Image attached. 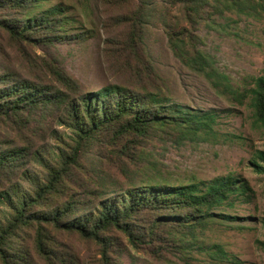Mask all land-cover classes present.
Returning <instances> with one entry per match:
<instances>
[{
	"label": "rangeland",
	"instance_id": "rangeland-1",
	"mask_svg": "<svg viewBox=\"0 0 264 264\" xmlns=\"http://www.w3.org/2000/svg\"><path fill=\"white\" fill-rule=\"evenodd\" d=\"M210 3L194 13L186 0H49L34 12L57 4L65 8L64 15L69 17L65 31L75 38H68L55 49L45 46L44 58L55 56L79 92L98 91L113 84L137 92L155 91L157 87L169 103L215 113L213 127L217 137L211 140L181 144L165 136L137 140L135 151L146 152L140 165L152 172L150 166H156L164 178L175 184L234 176L248 186V197L232 208L215 210L212 222L195 228L175 226L173 222L158 226L154 222L157 213L144 212L134 221L133 229L139 237L144 236L145 242L131 245L123 233L112 230L104 234L110 241L106 257L100 244L93 240L48 229L43 243L50 260L42 258L37 250L36 230L23 228L10 242L14 256L11 264H264V174L249 165L256 151H264V130L253 124L249 106L250 89L255 79L264 74V16L236 12H224L222 16ZM141 5L148 17L143 41L134 49L130 39ZM21 18L19 10L0 8V20L18 23ZM184 27L194 46L213 61L217 74L189 68L173 53L167 31ZM17 41L0 30V74L10 73L19 82L28 79L39 85L51 83L53 78L45 63L35 57L43 55L44 45ZM134 51L152 67L148 66L145 74L138 72L144 62L140 60L136 65ZM226 82L230 88H226ZM109 136L104 133L102 143L107 159L114 155L117 146V141L108 142ZM28 138L30 134L26 135L17 124L0 119V150L22 145ZM132 140L122 138L118 143ZM105 168L121 181L117 166L107 164ZM115 188L114 185L110 189ZM63 191L50 196V210L61 205L71 192L69 188ZM219 213L229 218H221ZM217 250L224 255L220 256ZM0 264H4L1 259Z\"/></svg>",
	"mask_w": 264,
	"mask_h": 264
},
{
	"label": "trees",
	"instance_id": "trees-1",
	"mask_svg": "<svg viewBox=\"0 0 264 264\" xmlns=\"http://www.w3.org/2000/svg\"><path fill=\"white\" fill-rule=\"evenodd\" d=\"M44 1L49 2L0 0V8H14L22 13L18 23L0 20V30L17 42L44 45L43 55L35 57L45 63L53 78L51 83L39 85L28 79L19 82L10 73L0 74V119L13 122L26 135L30 134L24 144L0 150V259L4 264H11L14 256L10 242L23 228L36 230L37 250L42 258L50 260L43 243L48 229L93 240L100 244L106 257L110 241L104 234L112 230L123 233L131 245L145 242L144 236L139 237L133 229L134 221L144 212L157 213L154 222L158 226L173 222L175 226L195 228L212 222L215 210L232 208L248 197V186L234 176L175 184L164 178L156 166H150L152 172L146 165H140L146 152L135 151L137 140L164 136L176 144L211 140L217 137L213 127L215 113L169 103L157 87L155 91L137 92L113 84L98 91L79 92L76 82L55 56L44 58L45 46L55 49L68 38H75L65 31L69 17L64 15L65 8L61 5L34 12ZM211 1L221 15L236 12L264 16V0H186V3L189 10L199 13ZM147 17L141 5L130 39L134 49L143 41ZM37 32L45 33L36 37L33 34ZM167 35L171 50L185 65L203 74H217L213 61L194 46L185 27L167 31ZM134 53L136 65L140 60L144 62L138 72L145 74L151 65ZM225 86L230 88L227 82ZM249 106L253 124L264 130V74L255 79L250 89ZM104 133L110 134L109 143L117 141L109 159L102 148ZM122 138L133 140L119 144ZM107 164L117 166L121 181L105 168ZM249 165L264 174V151H256ZM17 176L19 179L14 180ZM114 185L117 189H110ZM64 188L71 191L67 199L50 210V196L62 194ZM217 252L224 255L221 250Z\"/></svg>",
	"mask_w": 264,
	"mask_h": 264
}]
</instances>
